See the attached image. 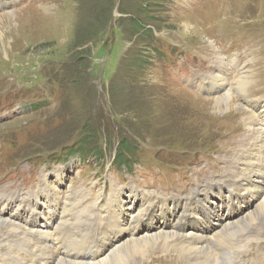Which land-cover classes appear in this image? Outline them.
<instances>
[{
    "label": "rangeland",
    "instance_id": "obj_1",
    "mask_svg": "<svg viewBox=\"0 0 264 264\" xmlns=\"http://www.w3.org/2000/svg\"><path fill=\"white\" fill-rule=\"evenodd\" d=\"M3 1L0 197L43 189L44 174L61 196L70 188L88 187L93 194L86 201L100 190L110 193L113 182L128 192L135 183L182 199L201 179H222L220 157L237 147L248 130L245 119L253 110L249 101L264 103V0ZM221 50L240 55L242 66L230 59L220 62L228 66L232 86L215 93L200 85L218 73ZM242 71L253 79L246 93L235 83ZM228 96L229 108L220 111L216 101L225 100L226 107ZM91 130L100 133L91 134L97 153L71 154L70 148L77 149L72 146L81 144ZM121 137L136 149L132 166L114 161ZM50 197L40 194L43 202L36 207L49 205ZM19 203L11 202L15 225L28 209ZM184 210L190 218V204ZM6 216L0 214V264H14L8 241L23 239L25 231L14 230ZM257 226L263 228L252 234V226L241 229L235 242L247 235L249 240L226 249L220 261L264 264V224ZM95 231L106 229L100 225ZM81 232L87 233L63 229L58 249L68 236L78 243L67 246L85 249L87 241L76 239ZM62 258L63 264H81ZM120 258L116 264H125V256ZM166 260L187 263L179 262L175 252L156 248L138 264Z\"/></svg>",
    "mask_w": 264,
    "mask_h": 264
},
{
    "label": "bare ground",
    "instance_id": "obj_2",
    "mask_svg": "<svg viewBox=\"0 0 264 264\" xmlns=\"http://www.w3.org/2000/svg\"><path fill=\"white\" fill-rule=\"evenodd\" d=\"M5 3L0 1V8ZM218 53V73L203 78L200 85L215 93L232 86L227 73L228 66L222 63L230 59L239 68L242 66L240 55L229 56L223 50ZM220 62L222 63L219 65ZM252 80L250 73L242 71L235 80L237 90L246 93ZM231 95L229 91V96ZM229 96L226 107L223 106L225 100L216 101L215 106L220 111L229 108ZM249 102H252L253 110L245 119L248 130L243 133L245 135L237 147L220 157V160L224 158L219 167L224 182L222 179H212L214 181L211 182L209 178H203L182 199L156 189L141 188L135 183H131L128 192L113 182L110 193L100 190L93 195L94 200L86 201L88 195L93 194H88V187L81 186V191L74 190L77 188L73 187L68 195L61 196L57 188H52L47 183V174H44L43 182L46 181V184L43 189L0 197L1 207H4L0 214H7L5 222L9 220L7 224L13 223L14 230L25 231L23 239L8 241L7 254L19 264H63L62 256L69 261H81V264H116L123 261L119 257L125 256V264H138L148 251L159 248L164 253L175 252L179 262L231 264L229 260L226 263L220 261L225 250L236 249L242 240H249L247 235L246 239L241 238L235 242L236 234L241 229L247 230L249 226H252V234L254 229L263 228L257 225L264 224V103L255 99ZM59 171L58 168L56 173L60 181L62 172ZM40 194L51 196L47 200L49 205L44 208L36 207L38 202H43ZM15 199L20 200L19 204L28 205L27 212L21 214V223L18 225H15L14 218L16 209L11 205ZM65 199L68 201H64ZM147 203H150L149 209L145 208L149 206ZM187 203L192 208L190 218H186L184 210ZM62 225L66 233L87 231L76 235V239L83 238L87 241L86 248L79 251L75 250V245L70 248L66 243L78 242L68 236L65 244L58 249L62 240ZM100 225L106 231L96 232L95 229ZM230 227H234L231 232L225 229ZM81 243L83 241H79V246ZM18 251L24 257L16 255ZM48 256L51 260H48ZM166 264L169 261L166 260Z\"/></svg>",
    "mask_w": 264,
    "mask_h": 264
},
{
    "label": "trees",
    "instance_id": "obj_3",
    "mask_svg": "<svg viewBox=\"0 0 264 264\" xmlns=\"http://www.w3.org/2000/svg\"><path fill=\"white\" fill-rule=\"evenodd\" d=\"M140 29H143V24L141 25V22H139L138 24ZM136 27V28H138ZM89 134H85V136L81 139V144H75V146L73 145L72 147H77V149L74 148H70V153L71 154H77L78 152H81V157L85 154V156H89V154L91 155V153H97V147L95 144V137L93 140H91L92 135L97 136L100 133L97 131H93L91 130L90 132H88ZM92 134V135H91ZM91 135V136H90ZM132 141H128L127 139H125L124 137L120 139L119 141V147H118V151L116 152L114 161L116 163L121 162L120 166H127L130 165L132 166L133 163L132 159L134 158V156L136 155V149L134 148V146L132 145ZM79 145V146H78ZM95 146V147H94Z\"/></svg>",
    "mask_w": 264,
    "mask_h": 264
}]
</instances>
